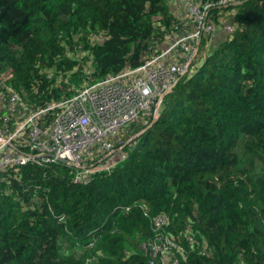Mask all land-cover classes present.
Instances as JSON below:
<instances>
[{
    "label": "trees",
    "instance_id": "1",
    "mask_svg": "<svg viewBox=\"0 0 264 264\" xmlns=\"http://www.w3.org/2000/svg\"><path fill=\"white\" fill-rule=\"evenodd\" d=\"M233 8V32L108 169L85 183L60 161L0 171V264H150L161 213L178 264H264V0ZM193 25L169 0H0V82L44 105ZM143 127L129 123L125 137Z\"/></svg>",
    "mask_w": 264,
    "mask_h": 264
},
{
    "label": "built area",
    "instance_id": "2",
    "mask_svg": "<svg viewBox=\"0 0 264 264\" xmlns=\"http://www.w3.org/2000/svg\"><path fill=\"white\" fill-rule=\"evenodd\" d=\"M169 1L192 16L193 28L176 35L168 32L160 51L135 67L73 85L70 94L44 105L28 103L7 82H0V171L63 158L74 180L85 183L101 165L108 169L113 164L103 160L137 133L125 137V127L132 122L143 124L142 129L149 126L164 96L195 68L218 28L233 32L234 8H223L241 0ZM216 6L218 12L213 11ZM152 223L159 231L144 244L150 264H178L176 254L183 249L164 231L166 215L154 216Z\"/></svg>",
    "mask_w": 264,
    "mask_h": 264
},
{
    "label": "crops",
    "instance_id": "3",
    "mask_svg": "<svg viewBox=\"0 0 264 264\" xmlns=\"http://www.w3.org/2000/svg\"><path fill=\"white\" fill-rule=\"evenodd\" d=\"M219 11V10H218ZM216 11V12H218ZM231 14H228V18L230 19ZM226 32H224L221 28H218L216 34L213 36V38L211 39V43L210 46L216 44V42H218L219 40L223 39L226 36Z\"/></svg>",
    "mask_w": 264,
    "mask_h": 264
},
{
    "label": "water",
    "instance_id": "4",
    "mask_svg": "<svg viewBox=\"0 0 264 264\" xmlns=\"http://www.w3.org/2000/svg\"><path fill=\"white\" fill-rule=\"evenodd\" d=\"M236 3H237V2L234 1V2H232V3H230V4H236ZM155 119H156V117L152 120V122H153ZM144 129H145V128H144ZM144 129L138 131V132L136 133V135H138V134H139L141 131H143ZM58 160L61 161V162H65V161H66V160L63 159V158H58Z\"/></svg>",
    "mask_w": 264,
    "mask_h": 264
},
{
    "label": "rangeland",
    "instance_id": "5",
    "mask_svg": "<svg viewBox=\"0 0 264 264\" xmlns=\"http://www.w3.org/2000/svg\"><path fill=\"white\" fill-rule=\"evenodd\" d=\"M123 134H124V135H127V132H124ZM112 159H113V158H112ZM112 159H110L109 161L112 162V161L115 160V159H113V160H112Z\"/></svg>",
    "mask_w": 264,
    "mask_h": 264
}]
</instances>
